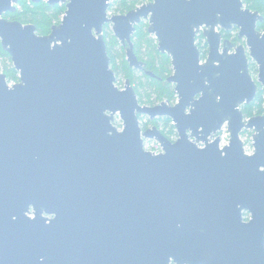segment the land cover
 <instances>
[{"label":"water","instance_id":"1","mask_svg":"<svg viewBox=\"0 0 264 264\" xmlns=\"http://www.w3.org/2000/svg\"><path fill=\"white\" fill-rule=\"evenodd\" d=\"M19 1L0 0V41L19 73L13 86L0 73V264H264V115L246 122L242 110L264 90L263 16L243 0H151L113 17L111 0H44L67 10L42 36L5 17ZM143 21L171 58L174 105L117 85L105 26L142 70ZM234 28L246 45L224 39ZM141 116L169 118L178 140L143 131ZM226 123L222 150L209 138ZM243 130L255 132L252 156Z\"/></svg>","mask_w":264,"mask_h":264},{"label":"trees","instance_id":"2","mask_svg":"<svg viewBox=\"0 0 264 264\" xmlns=\"http://www.w3.org/2000/svg\"><path fill=\"white\" fill-rule=\"evenodd\" d=\"M243 1L248 8L253 11H258L264 18V1ZM140 4L141 0H120L118 13H128L136 9ZM66 10V5L51 6L45 1L35 4L29 3L26 0H20L16 12L7 13L5 17L9 20L20 21L23 24H33L37 28V33L45 36L51 33V29L54 25L60 23V19L64 16ZM148 26V23H140L136 27V32L133 36L135 53L138 59L144 63V68L142 70H135L129 66V63L124 60V47L117 49V38L105 31L106 33L104 35L108 54L111 58V66L118 77L122 66L120 59L123 58V68L126 69L127 77L135 87V91L141 104L155 106L156 103L166 101L167 103L174 105L177 96L175 86L167 82V79L173 74L171 58L169 55L163 54L158 50V42L149 34ZM236 30L237 28H235V31ZM258 30H264V21L259 23ZM223 37L228 40L233 39L234 44L239 41L238 35L235 37L232 35V32H223ZM203 40L204 36L201 33L197 36L196 41L201 52V57L205 60L209 50L208 44L206 42L204 43ZM0 58L9 62V65L4 67V74L7 76L8 82H19V73L13 67L11 57L4 50L1 41ZM136 73H141V75L137 76ZM149 73L152 75H149ZM153 94H156V101L151 99ZM242 110L245 117L264 115V90L261 87L259 88L256 99L250 105H245ZM149 122L157 126L159 125V122H163V125H165L163 133L171 140V135L174 134L175 131L169 118H160ZM147 126L148 124L144 128H147Z\"/></svg>","mask_w":264,"mask_h":264},{"label":"rangeland","instance_id":"3","mask_svg":"<svg viewBox=\"0 0 264 264\" xmlns=\"http://www.w3.org/2000/svg\"><path fill=\"white\" fill-rule=\"evenodd\" d=\"M119 1L120 0H111L110 1V7H109V10H108V12L110 11L111 13H112V16H115V15H119V14H121V13H118V7H119ZM151 0H141V4L140 5H138V7L139 6H142L143 4H146V3H148V2H150ZM126 14V13H125ZM62 18H63V16H62ZM62 18L60 19V23H61V21H62ZM143 22H145V23H148L147 21H143ZM60 23H58V24H60ZM142 23V22H141ZM57 25V24H56ZM148 25H149V23H148ZM148 28H149V26H148ZM105 31H107V32H109L110 34H112V35H114V32H113V28H112V25L110 24V25H107V26H105V29H104V34L106 33ZM202 32V31H201ZM200 32V33H201ZM232 32V35L233 36H237L238 34H239V30L237 29L236 31H235V28L231 31ZM152 36V35H151ZM155 38V37H154ZM156 39V38H155ZM225 39V38H224ZM118 40V39H117ZM157 40V39H156ZM232 40V42H233V39H231ZM158 42V41H157ZM203 42L205 43H207V40H206V38H204V40H203ZM196 43H197V41H196ZM203 43V44H204ZM208 44V43H207ZM157 45H158V43H157ZM235 46H238V45H246V41L243 39V40H239L237 43L235 42V44H234ZM123 46H122V44H121V42L118 40V45H117V49H121ZM208 50H209V47H208ZM124 53H125V59L124 60H126L127 61V56H126V49H125V47H124ZM123 59V58H122ZM122 59H120V62L122 63V66H121V71H120V74L118 75V77H117V85H118V87L120 88V89H123L124 87H125V83H126V81L127 80H129L128 79V77H127V71H126V69L125 68H123V61H122ZM128 62V61H127ZM13 64V63H12ZM6 65H9V62L8 61H6L5 59H3V58H0V73H4V70H5V66ZM134 69V68H133ZM251 69H253V70H251V73H252V75H253V77H254V79H256L257 80V77H258V66H257V64L255 63V61H253V60H251ZM135 70H137V69H135ZM137 74V76H140L141 75V73H136ZM135 88V87H134ZM151 93V92H150ZM156 94H153L152 95V97H151V99L153 100V101H156ZM178 101V97L176 96V101H175V104H176V102ZM164 102H166V101H164ZM162 103V102H161ZM160 102L159 103H156L155 104V106H157V105H159V104H161ZM167 103V102H166ZM167 104H169V103H167ZM169 105H171V104H169ZM147 106H149V105H147ZM151 106V105H150ZM157 120V119H156ZM149 121H151L150 120V118L148 117V116H141V118H140V126L142 127V129H143V131H145L146 129H148V128H152L153 126H157V125H155V124H151ZM155 121V120H154ZM120 130H122L123 129V121L120 119V116L119 115H117L116 116V121H115V123H114ZM148 124V126H147V128H144L146 125ZM159 126V127H158ZM157 127L163 132V128L165 127V125H163V122H159V125H158ZM167 130H169V129H167ZM250 135H252V134H250ZM176 139V138H175ZM174 139V137L173 138H171V141H173V142H175V141H177L178 140V138L175 140Z\"/></svg>","mask_w":264,"mask_h":264},{"label":"built area","instance_id":"4","mask_svg":"<svg viewBox=\"0 0 264 264\" xmlns=\"http://www.w3.org/2000/svg\"><path fill=\"white\" fill-rule=\"evenodd\" d=\"M29 3H33L32 0H26ZM18 7V4H17ZM108 16L109 17H113L112 13L109 11L108 12ZM17 82H9L10 86H13L14 84H16ZM251 117H245V121L247 122ZM171 125L174 127V131L175 133L171 135V138L174 137V139L178 138V134H177V130L175 128V123L173 121H171ZM252 134V135H250ZM254 131L251 130H243V132L241 133V140L243 142V148H244V152L246 155L248 156H252L255 154V146H254ZM175 139V140H176ZM210 142H214L217 139H219L220 143V149H225L226 147H228L230 145L231 142V136H230V132L228 129V124L226 123L222 129L216 134L211 136L210 138ZM201 148H204L205 145L203 143H200L199 145ZM144 149L150 153H153L155 155H160L162 153H164V149L161 146V144L159 142H157L156 140L153 139H145L144 141ZM245 218L248 220L250 218V216L247 214L245 215Z\"/></svg>","mask_w":264,"mask_h":264},{"label":"flooded vegetation","instance_id":"5","mask_svg":"<svg viewBox=\"0 0 264 264\" xmlns=\"http://www.w3.org/2000/svg\"><path fill=\"white\" fill-rule=\"evenodd\" d=\"M43 1H44V0H43ZM201 33H202V32H201ZM201 33H199V34H201ZM199 34H198V35H199ZM202 34H203V33H202ZM203 36H204V35H203ZM204 38H205V37H204ZM242 109H243V108H242ZM247 214H248V213H247ZM247 214L245 213V215H247ZM245 215H244V218H245ZM248 215H249V214H248ZM249 216H250V215H249ZM249 219H250V218H249ZM249 219H248V220H249ZM245 220L248 221L246 218H245Z\"/></svg>","mask_w":264,"mask_h":264}]
</instances>
